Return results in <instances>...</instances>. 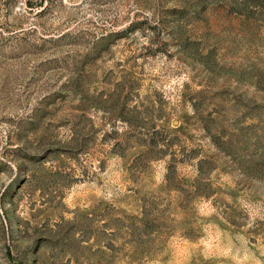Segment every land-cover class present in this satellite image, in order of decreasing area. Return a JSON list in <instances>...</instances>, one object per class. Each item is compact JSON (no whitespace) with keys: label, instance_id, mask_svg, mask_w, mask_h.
Segmentation results:
<instances>
[{"label":"rangeland","instance_id":"1","mask_svg":"<svg viewBox=\"0 0 264 264\" xmlns=\"http://www.w3.org/2000/svg\"><path fill=\"white\" fill-rule=\"evenodd\" d=\"M0 264H264V0H0Z\"/></svg>","mask_w":264,"mask_h":264}]
</instances>
